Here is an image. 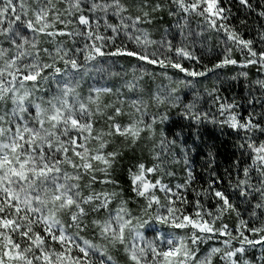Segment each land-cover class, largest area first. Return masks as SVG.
<instances>
[{"label": "snow or ice", "instance_id": "snow-or-ice-1", "mask_svg": "<svg viewBox=\"0 0 264 264\" xmlns=\"http://www.w3.org/2000/svg\"><path fill=\"white\" fill-rule=\"evenodd\" d=\"M168 2L175 6L169 14L180 16L176 27L182 38L177 44L168 29L155 39L144 27L153 22L154 13L165 10L164 3L141 2L139 14L133 15L123 0H0V264H116L109 249L118 247L129 264H215L217 258L220 264H253L246 254L259 247L258 264H264V140L256 139L257 133L264 135V79L252 82L260 97L248 101L259 103L261 111L246 117L237 111L235 101L225 102L217 88L207 91L224 117L209 122L242 134L236 146L250 154L251 163L243 169L239 159L233 162L238 174L235 183H229L246 200L255 197L249 212L253 226L217 187L223 181L214 171L207 188L193 186L191 167L186 168L183 183L164 182V175L175 173L166 171L168 161L161 157L171 154L175 141L163 135L161 151L154 153L158 163H139L135 172L130 170L132 191L144 202L137 213L121 191L96 189L98 184L117 183L112 172L123 153L107 151L115 138L130 140V147L145 132L154 140V125L168 116L149 113V99L135 74L125 85L132 97L117 95L116 103L102 104L101 96L113 89L92 88L83 96L79 73L90 67L103 71L102 63L116 57L138 61L141 78L148 66L176 70L181 78L169 77L171 83L158 86L151 95L157 107H179L180 89L171 84L190 86L187 78L208 77L229 66H254L264 73V28L256 38L246 39L231 22V0ZM236 4L264 18V3L236 0ZM192 17L200 18L205 28L192 30ZM239 23L247 26L246 19ZM207 30L223 38L211 66L196 54L197 48L204 55L213 51L205 42ZM247 76L241 71L232 79ZM50 83L54 90L45 87ZM125 106L132 111L126 112ZM195 107V102L185 105L183 115L197 123L208 119V113H198ZM125 115L130 119L122 124L118 118ZM208 156L209 165H214V154ZM189 192L193 201L188 200ZM208 200L214 209L207 207ZM114 201L118 203L112 208ZM189 204L192 212L187 211ZM232 213L238 218L235 229L224 222ZM153 224L166 226L167 235L148 238L145 229ZM87 232L100 242L86 238ZM217 240L220 246L213 244L200 254V245Z\"/></svg>", "mask_w": 264, "mask_h": 264}, {"label": "trees", "instance_id": "trees-1", "mask_svg": "<svg viewBox=\"0 0 264 264\" xmlns=\"http://www.w3.org/2000/svg\"><path fill=\"white\" fill-rule=\"evenodd\" d=\"M126 3L133 15L139 14L137 9L141 2L148 4L164 3L165 10L163 12L154 13L153 22L149 25H144L155 39H160L164 34V30L168 29L171 35L170 39L174 44L179 43L181 35L177 30L176 24L180 20V16H173L169 14V8L175 11V6L170 5L168 0H123ZM264 3V0H252V3ZM233 19L232 24L236 25L240 31L243 32L246 39H254L257 37L259 29L264 28V18L258 16L257 11L248 13L244 11L240 6L236 4V0H231ZM182 15V14H181ZM240 19L247 20V26H240ZM182 22V21H181ZM189 25L192 30L201 31L205 28L203 22L198 17H192L189 20ZM206 43L213 51L206 55L200 48H197L196 54L202 55L204 62L211 66L212 63L218 58L216 51L221 46L222 36L214 31L207 30L204 33ZM60 39H67L66 37ZM203 39V38H202ZM51 47L52 45H42ZM69 46H72L71 44ZM78 46V45H77ZM129 47L133 45L129 43ZM237 59H241L238 52H234ZM139 62L134 58L129 57H116L108 58L107 62L102 63L103 71H99L94 68H89L87 71H82L78 76H82L80 79L79 91L83 96H87L92 88L107 87L112 88L113 93L103 94L101 96L102 104L116 103L117 95L120 98L132 97L134 94L129 92L125 87L128 81L133 79L134 74L140 79V85L143 88V95L146 99H149L148 111L151 115L159 117L161 113H166L168 120L164 123H157L154 125L156 129L155 139H147L148 133L142 134L140 140L134 147H130L131 141H125L120 137H116L114 143L109 146L107 151L113 149H119L122 151V156L119 157L118 163L114 166L112 172V179L117 183L116 185H96V189L99 191L105 189L112 191L114 188L117 191H121L123 197L130 201L129 207L133 213H137L140 207L143 205V200L137 198L132 191V181L130 176V170L136 171V166L139 163H144L146 166H152L154 163H158L154 159V153L160 152L161 148L159 140L161 135L167 138V141H175V145L171 149V154L165 153L161 159L168 161L164 165L166 171L175 173V175H164V182L170 186H174L177 183H183L186 178V168L191 167L195 174V181L193 186L197 189L207 188V182L211 178L210 173L214 171L217 177L223 181L221 184H217V187L225 192L229 196L230 200L235 204L239 210L241 216L249 220L250 226H253L256 222L249 219V212L251 205L255 203V197L245 199L241 197L237 191H234L230 187L229 181L233 184L237 178V169L234 167L233 162L239 159V168L243 169L251 163L250 154H246L237 148V142L241 139L242 134H238L230 128L219 124L210 123L212 118L221 120L222 117L218 111V105L214 102L212 96L207 95V91H211L213 88H217L218 95L223 97L225 102L232 103L235 101L240 107L237 109L242 116L246 117L249 112L255 110L260 112L261 108L259 103L250 105L248 103L252 96L260 97V90L258 86L252 82L257 79H264V73L258 72L256 67H249L247 69H241L236 66H229L222 70H217L215 74H209L208 77L199 78H187L192 80L190 86L174 84L171 86L179 87L180 91L177 95L181 98L179 107H169L167 104L157 107L150 100L153 93L157 91L158 86L169 85L171 83L169 77L173 80L181 78L180 73L176 70L160 69L158 67L148 66L149 71L141 78L138 71ZM167 72V75L162 73ZM241 71H247V79L244 77H238L233 80L232 77L236 76ZM51 90L55 89L54 83L46 85ZM45 96L50 95V92L44 93ZM199 96V99H197ZM195 102V111L198 113H208V119L203 120L201 123H197L195 119H190L183 115L185 111V105ZM126 112L132 110L125 106ZM122 124L129 122V116L125 115L118 118ZM150 119V117H146ZM97 127H106L103 124H97ZM256 139L258 141L264 140V135L257 133ZM186 150V151H185ZM213 153L215 156L214 165H209V153ZM185 154L187 155V164L184 162ZM159 175V174H158ZM195 196L192 192L188 193V200L193 201ZM118 201H114L111 205L112 208L116 207ZM208 208L215 207L213 201H206ZM188 212H192V206L189 204L187 208ZM106 214L101 213V217ZM224 222L228 223L230 228L235 229L238 224V218L235 213L225 215ZM169 229L166 226L153 224L145 229V234L148 238H153L156 235H167ZM86 238L93 239L95 242H100L91 232L84 233ZM220 246L219 241H209L208 244L200 245L201 255L208 251L213 246ZM109 254L112 255L116 264H129L127 255L124 253L122 247L110 248ZM261 257V250L259 247L256 249H249L246 258L253 261V264H258V260ZM215 264H220L219 258L216 259Z\"/></svg>", "mask_w": 264, "mask_h": 264}, {"label": "rangeland", "instance_id": "rangeland-1", "mask_svg": "<svg viewBox=\"0 0 264 264\" xmlns=\"http://www.w3.org/2000/svg\"><path fill=\"white\" fill-rule=\"evenodd\" d=\"M208 244V243H207Z\"/></svg>", "mask_w": 264, "mask_h": 264}]
</instances>
